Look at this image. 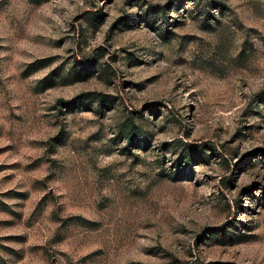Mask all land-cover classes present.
Listing matches in <instances>:
<instances>
[{
    "label": "rangeland",
    "instance_id": "374dc122",
    "mask_svg": "<svg viewBox=\"0 0 264 264\" xmlns=\"http://www.w3.org/2000/svg\"><path fill=\"white\" fill-rule=\"evenodd\" d=\"M0 264H264V0H0Z\"/></svg>",
    "mask_w": 264,
    "mask_h": 264
},
{
    "label": "trees",
    "instance_id": "16d2710c",
    "mask_svg": "<svg viewBox=\"0 0 264 264\" xmlns=\"http://www.w3.org/2000/svg\"><path fill=\"white\" fill-rule=\"evenodd\" d=\"M67 104H69V102H67Z\"/></svg>",
    "mask_w": 264,
    "mask_h": 264
}]
</instances>
